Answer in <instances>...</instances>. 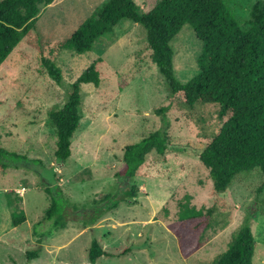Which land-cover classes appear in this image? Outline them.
<instances>
[{"label":"rangeland","instance_id":"rangeland-1","mask_svg":"<svg viewBox=\"0 0 264 264\" xmlns=\"http://www.w3.org/2000/svg\"><path fill=\"white\" fill-rule=\"evenodd\" d=\"M105 1L54 0L43 5L37 18L42 38L36 39L31 30L0 65V146L19 156H8L9 167L0 172V264H88L92 236L109 252L127 248L120 256L99 257L96 264H211L227 248L245 214L255 204L264 206V191L256 193L260 172L239 174L223 193L230 213L227 224L209 229L195 253L181 256L170 230L178 202L189 200L199 208L214 199L208 170L198 156L204 145L202 131L209 134L217 128L216 105L171 108L165 158L150 159L131 181L116 176L123 148L163 128L155 109L168 103L167 86L150 59L144 27L121 19L90 51L57 53L53 60L61 70V84L41 64L55 43L68 38ZM134 1L147 11L158 0ZM254 1L228 4L237 19L246 21ZM170 45L175 75L187 81L198 72L202 42L184 25ZM97 57L103 59L100 82L83 85L82 118L71 138V154L59 161L47 111L64 105L69 84ZM131 185L138 187L136 197L123 200ZM45 186L65 205V227L51 236L46 234L52 223L43 219L50 203ZM105 195L119 199L118 205L104 209L108 201L98 200ZM13 211L25 215L15 226ZM251 230L257 243L253 264H264V211L252 215ZM29 251L38 256L28 257Z\"/></svg>","mask_w":264,"mask_h":264},{"label":"trees","instance_id":"trees-1","mask_svg":"<svg viewBox=\"0 0 264 264\" xmlns=\"http://www.w3.org/2000/svg\"><path fill=\"white\" fill-rule=\"evenodd\" d=\"M53 1L0 0V65L31 30L35 31L36 39L42 38L37 18L42 6ZM121 19L144 27L150 59L167 86L168 103L155 109L163 128L124 146L117 177L132 181L150 159L165 158L169 149L167 112L171 108L193 110L216 105L217 128L209 134L202 131L204 145L198 156L208 170L213 203L197 208L189 200L179 201L170 227L181 256L188 257L199 249L209 229L227 224L230 213L223 193L236 176L259 171L262 180L256 193L264 191V0L252 3L246 21L235 17L228 0H158L147 11L140 10L134 0H106L68 38L55 43L48 55L41 58L47 74L61 84V70L53 60L56 54L63 50L77 54L90 51ZM184 25L193 30L202 48L196 60L198 72L182 82L175 75L170 42ZM38 46L42 51V44ZM102 62L101 57L91 61L69 84L64 105L47 111V121L56 134L54 156L59 161L64 162L71 154V138L82 118L83 85L99 84ZM11 155L19 157L0 146V172L9 167L6 159ZM45 189L50 203L43 219L52 223L46 234L51 236L54 230L65 227L62 220L65 205L57 199L55 191L48 186ZM137 192L138 187L131 185L125 190L123 200L134 199ZM108 197L105 195L98 201H108L104 209L115 208L120 200ZM263 211V204H255L245 214L227 248L211 264H253L257 243L251 230V218ZM24 219L23 213H11L14 226ZM126 250L109 252L92 236L87 250L88 264H96L101 256H120ZM27 255L38 256L36 251H29Z\"/></svg>","mask_w":264,"mask_h":264},{"label":"built area","instance_id":"built-area-1","mask_svg":"<svg viewBox=\"0 0 264 264\" xmlns=\"http://www.w3.org/2000/svg\"><path fill=\"white\" fill-rule=\"evenodd\" d=\"M25 189L23 188V189H21L20 190V192H19V194H21L22 195V193H23V191H24Z\"/></svg>","mask_w":264,"mask_h":264}]
</instances>
